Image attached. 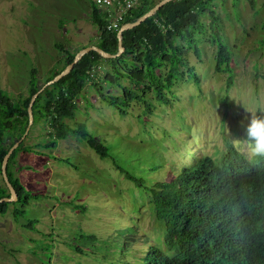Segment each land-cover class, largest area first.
Returning a JSON list of instances; mask_svg holds the SVG:
<instances>
[{"label": "rangeland", "instance_id": "rangeland-1", "mask_svg": "<svg viewBox=\"0 0 264 264\" xmlns=\"http://www.w3.org/2000/svg\"><path fill=\"white\" fill-rule=\"evenodd\" d=\"M93 1L0 0V86L11 98L27 94L32 67L43 82L61 67L65 50L96 43ZM263 1L255 0L254 10L250 0H214V32L231 56L230 71L216 70V45L209 39L217 36L208 28L197 38L196 53H188L192 71L177 77L164 100L140 89L144 96L126 105L121 88L102 80L108 64L94 65L93 80L121 98L110 104L88 81L69 124L84 122L104 156L76 135L46 147L48 123L35 115L24 137L31 149H20L10 166L29 199L8 201L0 212V264H116L112 247L124 234L129 249L120 258L135 261L164 230L147 207V186L170 178L190 155L220 157L227 142L249 156L251 112L264 116ZM0 187H7L1 169ZM14 207L22 215L15 217ZM129 225L136 232H127Z\"/></svg>", "mask_w": 264, "mask_h": 264}, {"label": "trees", "instance_id": "trees-1", "mask_svg": "<svg viewBox=\"0 0 264 264\" xmlns=\"http://www.w3.org/2000/svg\"><path fill=\"white\" fill-rule=\"evenodd\" d=\"M250 1L255 7V0ZM156 2L158 0H138L124 14L122 24L136 20ZM213 3L214 0L167 1L153 15L122 32L123 51L119 55L104 57L90 50L68 73L45 86L32 105L33 123L35 115L48 123L50 139L45 146L55 147L57 139L76 135L104 156L105 148L88 136L84 122L69 124V120L75 118L76 99L88 81H92L110 104L117 105V99L121 98L102 91V86L91 76L92 67L100 62L108 64L102 80L121 88L126 105L140 100L145 89L152 91L155 98L164 100L177 77L192 71L188 53L190 50L196 53L197 38L208 28L211 35L217 36L214 24L218 16H215ZM107 14L108 11L102 10L95 0L92 2L91 19L99 33L95 44L113 54L118 51V30L106 28ZM203 14L209 15L208 26L202 19ZM209 41L216 45V70L230 71L231 56L227 47L218 36H211ZM76 52L65 50L59 59L61 67L55 66L43 82L39 81L37 68L32 67L25 95L13 99L0 86V167L8 148L28 125V104L32 95L69 64ZM231 76L227 77V88L232 83ZM126 79L129 84L124 83ZM140 89L142 94H139ZM23 148L31 149L24 144V139L12 151L6 166L8 178L17 193L15 203H27L29 199L28 193L22 195L24 188L19 178H13L10 171L18 151ZM189 158L192 160L178 166L170 178L146 187V204L162 224V237L131 261L120 258L129 249V237L124 234L112 247L115 263L264 264V158L250 157L229 142L218 158L207 152ZM125 175L133 179L135 185H143L141 179L129 173ZM4 196H9L8 189L0 187V198ZM7 203L0 202L1 213L6 212ZM13 212L18 217L24 211L14 207ZM134 231L135 228L129 225L127 232Z\"/></svg>", "mask_w": 264, "mask_h": 264}, {"label": "water", "instance_id": "water-1", "mask_svg": "<svg viewBox=\"0 0 264 264\" xmlns=\"http://www.w3.org/2000/svg\"><path fill=\"white\" fill-rule=\"evenodd\" d=\"M170 1V0H159L158 2H156L152 7H150L144 14H142L139 18H137L136 20L132 21V22H127L122 24V26L118 29L117 31V37H118V51L116 53H108L106 51H104L103 49H101L98 45L96 44H92V45H87L84 46L82 48H80L74 55L73 60L67 64L57 75H55L52 79L48 80L47 82H45V84L37 91L35 92L31 99L30 102L28 104V116H29V120H28V125L25 129V131L23 132V134L21 135V137L16 140L7 150V152L5 153V155L3 156L2 162H1V174L3 179L5 180V183L9 189V196H4L2 198H0V202L2 201H11V200H15L17 198V193L12 185V183L10 182L9 178H8V174H7V170H6V166H7V162L9 159L10 154L12 153V151L20 144V142L24 139V137L26 136V134L28 133L31 124L33 123V111H32V105L33 102L35 101V98L37 97V95L44 89L45 86L51 84L52 82L58 80L60 77H62L63 75H65L66 73H68L74 66V64L82 57L83 54L87 53L90 50H95L97 51L99 54H101L104 57H110V56H116L119 55L122 51H123V44H122V32L125 29L131 28L137 24H139L141 21L145 20L147 17L153 15L155 13V11L161 7L165 2Z\"/></svg>", "mask_w": 264, "mask_h": 264}, {"label": "clouds", "instance_id": "clouds-1", "mask_svg": "<svg viewBox=\"0 0 264 264\" xmlns=\"http://www.w3.org/2000/svg\"><path fill=\"white\" fill-rule=\"evenodd\" d=\"M246 133L249 156L264 158V116H258L255 112H251Z\"/></svg>", "mask_w": 264, "mask_h": 264}, {"label": "built area", "instance_id": "built-area-1", "mask_svg": "<svg viewBox=\"0 0 264 264\" xmlns=\"http://www.w3.org/2000/svg\"><path fill=\"white\" fill-rule=\"evenodd\" d=\"M95 2L98 6L107 8L106 28L110 30H118L122 26L124 14L135 5V0H95Z\"/></svg>", "mask_w": 264, "mask_h": 264}, {"label": "crops", "instance_id": "crops-1", "mask_svg": "<svg viewBox=\"0 0 264 264\" xmlns=\"http://www.w3.org/2000/svg\"><path fill=\"white\" fill-rule=\"evenodd\" d=\"M254 10L256 9L255 7L253 8ZM202 16V19H203V21H205V17H209V15L208 14H203V15H201ZM209 21H210V18H209ZM208 21V22H209Z\"/></svg>", "mask_w": 264, "mask_h": 264}, {"label": "bare ground", "instance_id": "bare-ground-1", "mask_svg": "<svg viewBox=\"0 0 264 264\" xmlns=\"http://www.w3.org/2000/svg\"><path fill=\"white\" fill-rule=\"evenodd\" d=\"M172 21V20H171Z\"/></svg>", "mask_w": 264, "mask_h": 264}]
</instances>
